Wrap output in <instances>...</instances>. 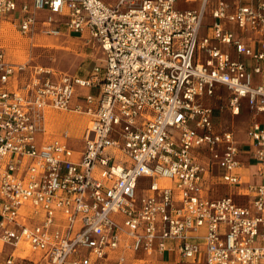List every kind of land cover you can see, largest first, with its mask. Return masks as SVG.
Instances as JSON below:
<instances>
[{
	"label": "built area",
	"instance_id": "2783aa9c",
	"mask_svg": "<svg viewBox=\"0 0 264 264\" xmlns=\"http://www.w3.org/2000/svg\"><path fill=\"white\" fill-rule=\"evenodd\" d=\"M0 19L100 52L79 76L0 44V264H264V0H0ZM243 108L241 141L214 118ZM46 109L87 116L81 148L40 137Z\"/></svg>",
	"mask_w": 264,
	"mask_h": 264
},
{
	"label": "rangeland",
	"instance_id": "374dc122",
	"mask_svg": "<svg viewBox=\"0 0 264 264\" xmlns=\"http://www.w3.org/2000/svg\"><path fill=\"white\" fill-rule=\"evenodd\" d=\"M109 3H116L118 0H105ZM227 27L232 25L227 24ZM234 27V26H233ZM208 27L204 28V32ZM0 44L6 49V54L13 61H25L31 59L32 62L45 66H51L56 70L71 75L84 76L91 70L92 66L100 57V52L91 42H87L84 37L73 34L62 33L60 35H36L33 38L22 35L14 25L7 20L0 19ZM226 95V93H223ZM222 101L219 100L218 105ZM264 114L258 116L262 119ZM215 122L221 129H229L241 140L246 139V130L250 122V113L247 108H243L238 114H231L229 111L215 110ZM88 122L85 114L73 110L46 109L44 121V131L40 137L45 140L61 137L67 132L69 137L65 138L68 144L74 149L82 146V133ZM143 184L137 187L140 192ZM227 191V187L218 186L215 191L210 192L212 196L221 195ZM2 249V247H1ZM3 250H10L4 246ZM29 254L33 253L29 251ZM35 254V253H34ZM170 254L166 253L165 258ZM126 264H168L158 261L153 256L144 255L142 252L135 254L128 253Z\"/></svg>",
	"mask_w": 264,
	"mask_h": 264
},
{
	"label": "crops",
	"instance_id": "0c3cea01",
	"mask_svg": "<svg viewBox=\"0 0 264 264\" xmlns=\"http://www.w3.org/2000/svg\"><path fill=\"white\" fill-rule=\"evenodd\" d=\"M74 35V34H73ZM74 36H78V35H74ZM81 37V36H80ZM261 121H264V117H262V119H260ZM238 138V137H237ZM239 139V138H238ZM240 140V139H239ZM253 161H248L246 162V169L248 171H250V178L253 180H259L258 177H256L255 175H253V172H255V167L252 164ZM250 164V165H249ZM169 253L170 256L169 258H165V254ZM147 255V254H144ZM150 256L155 257L156 259H158V261L163 262V263H168V264H186V263H182L179 261V257L178 255H176L175 253H171L170 251H163L162 253H158V252H153L151 254H148Z\"/></svg>",
	"mask_w": 264,
	"mask_h": 264
},
{
	"label": "bare ground",
	"instance_id": "6f19581e",
	"mask_svg": "<svg viewBox=\"0 0 264 264\" xmlns=\"http://www.w3.org/2000/svg\"><path fill=\"white\" fill-rule=\"evenodd\" d=\"M25 246H26V245H25ZM25 248H26V251H29V249H28L27 246H26ZM24 253H25V252H24ZM24 253H23V254H24ZM33 256L35 257V254H34V253H33L30 257H33Z\"/></svg>",
	"mask_w": 264,
	"mask_h": 264
}]
</instances>
